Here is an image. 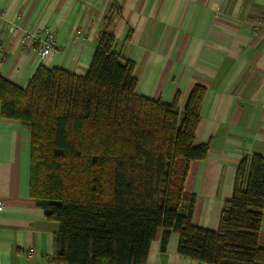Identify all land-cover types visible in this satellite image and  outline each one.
<instances>
[{
  "label": "trees",
  "instance_id": "trees-1",
  "mask_svg": "<svg viewBox=\"0 0 264 264\" xmlns=\"http://www.w3.org/2000/svg\"><path fill=\"white\" fill-rule=\"evenodd\" d=\"M112 19L106 17L84 75L39 66L24 88L0 76L2 117L30 129V195L59 225L54 260L145 264L160 228L161 247L175 231L184 257L264 264V156L238 163L216 230L192 224L184 181L190 162L208 152L195 142L204 88L195 86L183 109L179 93L170 103L138 94L133 61L114 49Z\"/></svg>",
  "mask_w": 264,
  "mask_h": 264
},
{
  "label": "crops",
  "instance_id": "crops-1",
  "mask_svg": "<svg viewBox=\"0 0 264 264\" xmlns=\"http://www.w3.org/2000/svg\"><path fill=\"white\" fill-rule=\"evenodd\" d=\"M0 12V76L18 87L39 66L84 75L112 13L114 49L133 61L138 94L170 103L179 93L183 109L192 89L204 88L195 142L208 152L190 162L184 192L192 224L216 230L238 163L264 156V23L254 30L264 0H0ZM44 27L56 41L47 57L22 41ZM30 147L29 127L3 118L0 105V264H61L53 258L59 225L30 195ZM161 237L159 228L145 264H207L178 253L175 231L163 248Z\"/></svg>",
  "mask_w": 264,
  "mask_h": 264
},
{
  "label": "built area",
  "instance_id": "built-area-1",
  "mask_svg": "<svg viewBox=\"0 0 264 264\" xmlns=\"http://www.w3.org/2000/svg\"><path fill=\"white\" fill-rule=\"evenodd\" d=\"M1 19V12H0ZM264 23V17L258 21L257 25L254 27L255 32H257L259 28V24ZM30 40L31 43L35 46L36 51L39 53L41 57H47L51 53H53L56 49V41L54 37V33L50 27H44L43 29L30 34L25 32L22 36V41Z\"/></svg>",
  "mask_w": 264,
  "mask_h": 264
}]
</instances>
